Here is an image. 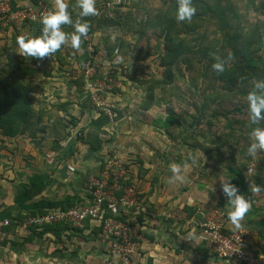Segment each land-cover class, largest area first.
I'll return each mask as SVG.
<instances>
[{
    "label": "rangeland",
    "instance_id": "rangeland-1",
    "mask_svg": "<svg viewBox=\"0 0 264 264\" xmlns=\"http://www.w3.org/2000/svg\"><path fill=\"white\" fill-rule=\"evenodd\" d=\"M231 2L234 3V8L239 15L241 38L251 42L253 36L258 32L264 42V30L260 23L264 20V0H231ZM94 6L96 14L89 15L88 19L80 16V12L72 15L73 24L87 23L89 25L87 35L81 37L79 48H73L71 39L68 38L51 56L26 60L37 63L36 71L29 73L35 80L28 84L35 92L41 82L48 80L47 76H54L55 79L53 78L50 82L53 85L48 84L47 88L49 86L56 89L61 88L59 91L57 90V93H63L59 98L65 99L64 103L68 102V105L76 104V102L84 103L83 98H86L88 108L98 115L92 106L93 100L91 97L88 98L85 88L78 91L86 93L83 98L81 97L82 93L76 94L80 97L78 100L75 99L76 96L71 91H73L72 86L74 85L73 78L82 72L83 63L81 61L86 51V48L81 46L82 40L85 42L88 38L93 49L96 46H101L99 51L94 53L96 71L110 73L114 80L112 86H105L106 89L95 92L97 98L99 97L105 103L113 106L114 118L100 131L99 135L102 153H98V155L103 157L104 167L94 172L91 171L85 181L87 183L91 178H105L103 175L110 164L112 167L109 169V175L113 177L114 174H123L122 184H125L128 190V200L133 202V206L124 209L129 217V223L133 225L129 224L133 230L128 233V238L135 243L134 251L130 257L131 263L161 264L155 263L143 246L147 243L148 236L155 238V235L146 229L155 226L161 227L162 224L167 226L163 219L167 220L166 215L169 213L175 216L173 219H169L173 221L169 228L174 234L179 233L178 237L181 235L180 243L183 244L187 240L186 245L195 248L198 243H193L186 237L189 231L198 230V225L204 223L205 218L213 217L215 212L224 213L225 217H228L227 211L221 203L224 195L221 191L220 181L231 180L230 182L237 186L238 192L249 199L251 206L248 211L252 210L254 213L261 211L259 220L264 218V151L258 150L254 157L247 152V148L252 142L251 130L253 128L250 127L247 98L227 90L226 84L216 82L210 75L211 73L205 72L202 57L197 56L181 58V61L174 66L172 83L166 85L162 82V79L165 78V67H161V60L165 51L163 41L158 38L159 31L157 33L145 30L142 37L136 33V30L142 29L141 23L145 24L149 15H156L165 8L162 5V0H96ZM197 12L196 9L195 14ZM171 15L174 18L176 16L175 13ZM193 17L191 20L178 21L179 26L199 22ZM106 18H112L122 24L130 18L129 22L131 25L134 24L133 27L136 29H133L132 33L127 32L126 27H117V30L109 27L104 32L91 31V29L99 27L100 22L105 23ZM36 23L41 24L40 21H36ZM205 23L202 22L199 36L203 34L206 36L199 37L200 41L205 45H214L220 38L217 34L218 26L215 22ZM12 25L17 28L23 26L26 29L18 31L14 28V31H10L11 37L4 34L1 37L3 42L0 43V74L2 79L8 81L15 79L20 74L13 72L17 66H20L18 64L23 60L25 63V56L17 54L16 40L12 36L14 34L17 36L30 35V26L27 23L17 25L10 22L8 25L6 24L8 27ZM41 28H39L40 32ZM35 30L34 34L36 35ZM71 31L73 34L75 29H71ZM31 36H34L33 33ZM196 36L189 37V40L198 48V41H195ZM105 38H107L106 44L104 43ZM120 42L122 45L119 44ZM115 43L118 45L109 55L106 49L109 45L113 48ZM219 46L217 45V47ZM80 50L83 52L82 58L78 53ZM259 54L264 55V44ZM39 74L44 75L45 78L40 79ZM62 77L65 78L62 79ZM58 81L63 82V85L58 86L55 83ZM54 89H50V91L55 92ZM149 91H153L155 94V104L145 110L142 109V105L145 104V97ZM55 93L53 97H55ZM41 100L43 98L39 102ZM45 102L52 104L51 98ZM68 112L70 115L80 113L78 110ZM85 129L84 127L82 129L83 139L88 138L91 130H94L89 128L90 131H87L85 135ZM173 164L181 167L183 180L175 179L170 169V165ZM90 196L91 194L86 188V193L84 191L85 200H92ZM188 203L205 209L203 211L205 215L202 216L198 225L189 224V226L192 225L190 229L181 219L185 215ZM78 205L80 203L74 206ZM120 210L123 212L121 207ZM189 212L190 210L188 214ZM140 215L143 217V223L138 220ZM184 228L185 231H183ZM30 233V228H21L14 234L16 239L21 242ZM101 236L99 235V238H102ZM245 237L247 238V233H245ZM161 241V246L167 248L163 243L165 241ZM53 242L50 238H41L38 241L39 245L35 246H42L44 250L49 251L52 250L49 249V246L56 247L58 245L52 244ZM248 242L251 241H246L249 248ZM263 244L264 241L261 245ZM64 245L66 249L63 251L67 250L66 253L73 252L75 254L71 255V259L68 261L61 262L59 260L57 262L53 258H46V260L39 258L38 261L41 264H80L78 261L86 256L85 253H82L84 248L92 247L102 254L99 258H93L94 263L89 264H110L108 261L110 253L106 244H103L101 240L86 242L77 235L71 237V241ZM1 247L0 245V264L28 263L23 262V257H14L7 248L3 250ZM165 250L164 254H167L168 250ZM184 253L187 254L182 257L181 255L172 257V259H169L168 254L161 255L164 256L161 260L166 264H248L246 262H230L220 258L203 260L199 255L190 253V250H184ZM253 260L255 259L252 258L249 264H252ZM113 264H117V262H113Z\"/></svg>",
    "mask_w": 264,
    "mask_h": 264
},
{
    "label": "crops",
    "instance_id": "crops-1",
    "mask_svg": "<svg viewBox=\"0 0 264 264\" xmlns=\"http://www.w3.org/2000/svg\"><path fill=\"white\" fill-rule=\"evenodd\" d=\"M12 1H15L16 7L37 6L42 2L47 12L55 10L56 2V0ZM69 1L70 0H64V3L68 5ZM16 29L18 31H23L26 27H16L15 30ZM10 31H14L13 26L8 27L5 21H1L0 43L3 42L1 39L3 34L7 35V37H11ZM16 36L17 35L14 34L12 38L16 40ZM78 53L82 58V50ZM39 77L40 79L45 78L44 75L40 74ZM53 78L54 76H47L46 79L48 80L39 84V88H42L36 89L33 94V105L35 110L38 111L42 109L43 112L41 123L39 122L35 125L27 134L17 137H6L0 130V219L17 216L18 214L30 215L48 212L59 209L62 205H67L71 202H75L76 204L80 203V205L89 203V201L84 198V191L86 193L85 180L91 171L94 172L101 168L103 157L98 155V153H102V148L95 150L90 145L88 138L83 139L82 129L91 121L97 119L99 114L96 115L93 110L91 111V109L88 108L86 98H83V95L86 93L78 92L82 89L78 90L75 84L72 86L73 91H71V93L75 94V96L76 94L80 95V93H82L81 97L85 102H80V104L76 102V104L68 105V110L70 112L71 110H78L80 111L79 114L73 113L71 116L65 114L59 107L65 101V99L59 98L63 93H57L61 88L56 89L53 86H49L48 89L46 87L48 84L53 85V83H50ZM64 78L65 77H62V79ZM55 83L58 84V86L63 85V82L61 83L58 81ZM50 89H54L56 93L50 91ZM54 93L55 97H53ZM41 98H43V100L39 102ZM50 98L52 104H46L45 100ZM79 98L78 96L75 97L76 100ZM72 116L77 117L75 118L76 121H78L77 127L80 128L77 135H75L77 127L70 131L72 132L71 134H67L70 130L69 124ZM59 121L60 124H57ZM62 123L63 126L61 125ZM87 131H90V129H85V135ZM93 134L94 130H91V135ZM221 203L222 207L228 211L229 204L225 196L221 199ZM186 206L197 209L192 217H188V213H186L185 210V215L181 218L185 221L184 224L188 225V229H190L192 225L189 226V224L198 225L202 216L205 215V212H203L205 209L192 205L191 203H188ZM260 213L261 211L256 213L248 211L241 220V227L239 229L235 228L230 221L227 224V227L233 231L242 230L247 233L246 239L247 241H251L248 242L250 247L247 248L251 255H253V259H255L252 261L253 263L251 262L252 264H264V253L258 248L264 241V227L259 222ZM158 220L159 219H157V221ZM159 224H161V222H159ZM169 227L168 225L165 226L162 224L161 227L155 226L146 229L148 232H152L155 238L151 241L148 237L147 243L143 247H145L149 257H152L155 263L159 262L161 264H166L161 258L167 254L169 259H172V257H179V255L182 257L187 254L184 253V251H180V253L176 252V249L180 247V242L182 240L181 235H179L180 237L174 236L172 229ZM18 230L20 231L21 227H18ZM183 231H185V228ZM85 233L87 234V232ZM16 238L14 233H10L8 240L19 243L20 241ZM42 238H50L52 242L54 241L52 244L58 245L56 247L51 245L49 249L51 248L52 250L46 251L42 246H35L38 244L39 239H41V237H36L32 243H25L23 245L18 244L16 246L10 244L4 247L1 245V248H3V250L7 248L14 257H23V262H28L26 264H41V262L38 261L39 258L42 260L53 258L57 260V262H59V260L64 262L71 259V255H75L73 252L66 253L67 250L63 251L66 249L64 243L70 242L71 238L68 239L67 236H65L63 237V241L58 242L53 234H47ZM161 240L165 241L163 243L166 244L167 248L161 246ZM84 249L85 252L83 251L82 253H85L86 256H83L78 261L80 264L94 263L93 258H99L102 254L96 248L90 247ZM165 249L168 250L167 254H164V251H166Z\"/></svg>",
    "mask_w": 264,
    "mask_h": 264
},
{
    "label": "trees",
    "instance_id": "trees-1",
    "mask_svg": "<svg viewBox=\"0 0 264 264\" xmlns=\"http://www.w3.org/2000/svg\"><path fill=\"white\" fill-rule=\"evenodd\" d=\"M10 1L13 10L23 8L16 7L15 1ZM192 3L195 9L198 10V12L193 15V18L197 19L199 22H192L190 25L182 24V26H179L178 21L171 15L172 13L176 14L177 0H162V5L165 8L160 10L156 15H149V18L145 21V24L141 23V25H143L142 29L140 31L136 30V33L140 34L141 37L145 30H152L156 31L157 33L159 31L158 38L163 41V47L165 51V55L161 60V67H165V78L162 79V82L166 85L172 83L174 80V66L176 63L181 61V58L185 56H197L202 57L204 60L203 67L205 72L211 73L210 75L216 82L226 84L227 90L234 91L235 94L247 98L248 93L254 90V82L264 81V55L259 54L264 44L262 36L258 35L259 33L257 32V34L253 36L251 42H248V40L245 41L241 38L239 15L236 12L234 3L231 2V0H192ZM67 11L70 14L71 20L73 14H78L81 11V9L78 7L77 0L69 1L67 5ZM84 18L88 19L89 16H84ZM129 19L130 18L126 20V23L128 24H122V22L112 18H106L105 23L100 22L99 27L93 28L91 31L104 32L109 27L116 30L118 29L117 27H126V31L132 33L134 31L133 29L136 28L133 27L134 24L131 25ZM202 22H206L205 24L209 22H215L217 24V34H219L220 38L216 40L214 45H205L200 41L201 39L199 37L206 36L205 34L199 36L201 34L199 30L201 28ZM260 23L264 30V20H262ZM27 24L30 26V35L33 33L34 36H38L40 33L39 28H41L42 25L36 23V21H28ZM38 25L40 26L38 27ZM73 25L74 24L72 21L71 24H62L60 26L61 30L65 32L69 38L72 35L71 29H74ZM12 26L13 29L16 28L14 25ZM34 29H36V35L34 34ZM194 35H198L195 38V41H198V48L191 44L189 40V37H193ZM106 39L107 38L104 39L105 44ZM121 43L122 42L119 44ZM82 45L84 46V40H82L81 46ZM117 45L118 44L115 43L113 48L109 45L106 49L107 53L111 55V52ZM217 45L220 46L217 47ZM100 48L101 46H96L94 48V53H97L99 51L98 49ZM28 58L29 60L34 59V57L25 56V63L23 62L24 60L21 61L18 64L20 66H17V69L13 70V72L20 73L15 79L9 81L4 80L1 78L0 74V130L6 137H17L27 134L33 129L35 125H37L39 122L41 123L43 118L42 109L37 111L34 108V91H32V88L29 86L30 84H28V82L35 80L32 75H29V73L36 71L37 63L30 61L27 62L26 60ZM218 60L223 62L224 70L222 72L214 71L212 68V64ZM81 62H84V58ZM73 79L74 84L78 89L84 88L85 79L83 77ZM145 99L146 101L145 104L142 105V109L148 110L150 106L155 104V94L153 91H149L148 94H146ZM59 107L65 112V114L71 116L68 112V102L62 103ZM57 124H60V121ZM108 124H110V119L104 114V112H102L99 114L97 119L91 121L86 127H84L94 129V134L89 135L88 141H90V145L95 150L101 148V139L99 136L100 131H102V129ZM61 125L63 126V123ZM69 125L70 130L67 133L68 135L72 133L70 132L72 129L78 126V121L72 117ZM250 127H264V120H261L257 125L250 123ZM103 167L104 163H102L101 169ZM120 182L122 183V180H120ZM122 185L123 187H126L125 184ZM122 193L123 192H119L117 195L120 196ZM90 197L92 198V195ZM74 203L75 202L68 203L67 205L64 204L59 209L65 210L71 208L76 205V203ZM104 205L105 208L108 209L107 203ZM185 210L186 213H188L190 210L188 217H192L197 211V209H194V207H186ZM44 213L46 212L38 214ZM30 215L35 216L37 214ZM30 215L18 214L17 216H10L8 219H10L11 224L8 228H6V231L9 234L15 233V231L18 230V227L23 225V223L26 221V218ZM104 217L111 218L114 216L110 212L106 211ZM115 218L123 222L129 219L128 216L123 215L115 216ZM142 219L143 217L140 215L138 217L140 223L142 222ZM169 219L171 218H167V220L165 218L163 221L168 226H171L173 221ZM259 222L264 227V218L259 220ZM29 228L31 229V233L23 240V242H12L7 238L6 240L0 242V245L4 247L10 244L16 246L18 244L23 245L25 243H32L36 237L42 238L47 234H53L57 242L63 241V237L65 236L70 239L72 236L77 235H79L83 241L86 242L91 240L100 241L99 235L103 231L102 225L91 226L90 220L86 222L84 229H74L70 224L63 222L47 224L41 228H37L35 226ZM85 232H87V234ZM174 236L177 237V234H174ZM148 237L151 241L154 240V236ZM184 244L185 243H180V247L176 249V252L180 253V251L183 252L184 250H190V253L199 255L203 260H213L214 258H219L204 243L196 244L197 246H195V248H191L190 246ZM258 248L262 253H264V244L260 245Z\"/></svg>",
    "mask_w": 264,
    "mask_h": 264
},
{
    "label": "built area",
    "instance_id": "built-area-1",
    "mask_svg": "<svg viewBox=\"0 0 264 264\" xmlns=\"http://www.w3.org/2000/svg\"><path fill=\"white\" fill-rule=\"evenodd\" d=\"M46 7L40 2L37 6H29L12 9L10 0H0V22L17 25L26 24L28 21H40L45 14ZM8 20V21H7ZM86 38L84 47L86 48L82 72L74 74L75 78L85 79L84 88L87 90L88 98L93 100V108L101 114L104 112L110 121L114 118L113 106L105 103L101 98H97L96 90H103L105 86L113 85V77L110 73L96 71L93 45ZM95 93V94H94ZM110 164L103 175L105 178H91L86 183L87 191L92 195V200L88 204L73 206L68 209H56L44 214L28 216L21 228L37 227L41 228L47 224L67 223L74 229H84L86 222L90 220L91 226L102 225L103 231L100 235L101 242L106 244L110 253V264H132L130 257L135 248V243L128 238V233L133 230L129 220L123 222L117 220L115 216H127L124 209L133 206V202L128 200V190L120 182L123 174H108ZM106 175V176H105ZM112 179V182H111ZM123 192L120 196L117 193ZM107 203L108 209L105 208ZM120 207L123 209L121 212ZM106 211L114 217L105 218ZM167 218H174V214L169 213ZM11 224L10 219H0V242L9 237L6 231ZM131 226H130V225ZM228 220L224 213L215 212L213 217H207L204 223L199 224L198 230L191 232L194 238L188 239L193 243H204L217 257L230 262L249 263L253 258L246 245L245 233L242 230L230 231L227 227ZM141 238V234L139 236Z\"/></svg>",
    "mask_w": 264,
    "mask_h": 264
},
{
    "label": "clouds",
    "instance_id": "clouds-1",
    "mask_svg": "<svg viewBox=\"0 0 264 264\" xmlns=\"http://www.w3.org/2000/svg\"><path fill=\"white\" fill-rule=\"evenodd\" d=\"M77 3L81 9L80 16L96 14L95 0H77ZM195 12L196 9L192 0H177L175 16L177 21L191 20ZM40 23L42 28L38 36L22 34L16 37L18 55L42 59L45 56H51L66 42L69 37L61 30L60 26L71 24L72 20L64 0H56L55 10L43 14ZM73 27L75 31L70 37L71 46L79 48L81 37L87 35L89 25L87 23H75ZM212 68L214 71L222 72L224 70L223 62L218 60L212 64ZM247 101L250 123L257 125L261 120H264V81L254 82V90L248 93ZM251 137L252 142L249 144L247 152L254 157L258 150L264 151V127H253ZM170 169L175 179L183 180L179 165H170ZM230 181H220L221 191L229 204L228 220L235 228L239 229L241 227L240 222L251 205L249 199L240 194L237 186ZM192 238H194L193 235L189 233V239Z\"/></svg>",
    "mask_w": 264,
    "mask_h": 264
},
{
    "label": "water",
    "instance_id": "water-1",
    "mask_svg": "<svg viewBox=\"0 0 264 264\" xmlns=\"http://www.w3.org/2000/svg\"><path fill=\"white\" fill-rule=\"evenodd\" d=\"M78 131H79V127L76 128V130H75V135L78 134Z\"/></svg>",
    "mask_w": 264,
    "mask_h": 264
}]
</instances>
